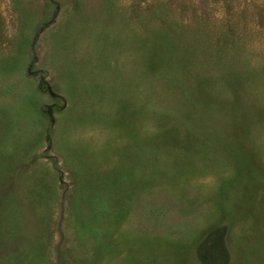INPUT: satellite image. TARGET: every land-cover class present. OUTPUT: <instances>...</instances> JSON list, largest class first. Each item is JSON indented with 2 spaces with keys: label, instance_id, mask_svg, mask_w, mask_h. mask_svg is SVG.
<instances>
[{
  "label": "rangeland",
  "instance_id": "1",
  "mask_svg": "<svg viewBox=\"0 0 264 264\" xmlns=\"http://www.w3.org/2000/svg\"><path fill=\"white\" fill-rule=\"evenodd\" d=\"M0 264H264V0H0Z\"/></svg>",
  "mask_w": 264,
  "mask_h": 264
}]
</instances>
